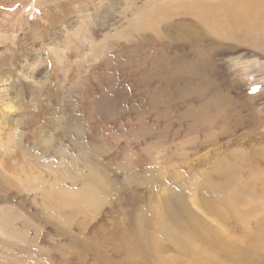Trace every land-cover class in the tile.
Returning a JSON list of instances; mask_svg holds the SVG:
<instances>
[{
  "label": "rangeland",
  "instance_id": "obj_1",
  "mask_svg": "<svg viewBox=\"0 0 264 264\" xmlns=\"http://www.w3.org/2000/svg\"><path fill=\"white\" fill-rule=\"evenodd\" d=\"M222 2L0 0V264H264V4Z\"/></svg>",
  "mask_w": 264,
  "mask_h": 264
},
{
  "label": "bare ground",
  "instance_id": "obj_2",
  "mask_svg": "<svg viewBox=\"0 0 264 264\" xmlns=\"http://www.w3.org/2000/svg\"><path fill=\"white\" fill-rule=\"evenodd\" d=\"M264 4V0H223V2L220 4L221 7H220V11L221 9L224 10V11H227V15H232L233 17H241V16H247L250 12H252V9H257V7L259 5L263 6ZM200 8V6L198 7ZM255 12V11H253ZM150 19H154L153 17H150ZM153 24V23H152ZM178 24V22H177ZM180 24V23H179ZM178 24V25H179ZM241 24V23H240ZM185 26V25H184ZM188 26V25H187ZM144 27V26H143ZM151 28L153 29L152 25H151ZM169 28V27H168ZM191 28V27H190ZM186 30V29H185ZM146 31V30H145ZM154 31V30H153ZM188 31V30H187ZM186 31V32H187ZM152 32V31H151ZM157 32V30H156ZM178 38L181 37V35L177 36ZM205 57V56H204ZM210 60V59H209ZM166 61V60H165ZM169 61V60H168ZM165 63V62H164ZM163 61L162 62H159V67H161L160 69H164L166 67H163ZM183 68V67H182ZM182 70V69H181ZM6 81H3L2 80V77L0 78V85H3L5 84ZM7 96V95H6ZM9 99H11V97H9ZM11 102H13L12 100H10ZM4 110L6 111L7 109L4 107ZM7 114V111L6 113ZM6 117L8 116L9 118V115H5ZM0 127H5L6 124H9L10 126V122H3V123H0ZM8 126V127H9ZM9 134V133H8ZM8 136V135H7ZM3 138V137H2ZM11 139V138H10ZM12 141V140H11ZM57 145V144H56ZM54 146V145H53ZM56 148V147H54ZM87 152V151H86ZM31 172V171H30ZM38 176V175H37ZM91 178V177H90ZM28 179V178H27ZM56 186V185H55ZM54 196H58L59 194V188L57 187H54ZM57 198V197H56ZM73 197H71L70 199H72ZM249 253V252H248Z\"/></svg>",
  "mask_w": 264,
  "mask_h": 264
}]
</instances>
